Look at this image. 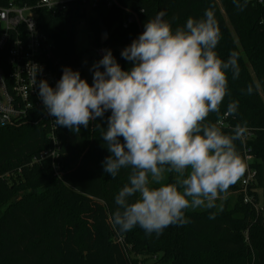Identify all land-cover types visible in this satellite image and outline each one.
<instances>
[{
  "label": "trees",
  "instance_id": "16d2710c",
  "mask_svg": "<svg viewBox=\"0 0 264 264\" xmlns=\"http://www.w3.org/2000/svg\"><path fill=\"white\" fill-rule=\"evenodd\" d=\"M36 2L0 0V6ZM220 3L222 8L217 0H100L88 16L86 3L73 0L66 13L37 9L36 19L54 44L61 78L65 67L81 66L76 38L82 20L88 23L91 44L110 49L128 70L132 65L119 48L129 46L148 19L163 11L175 29L212 8L221 32L215 51L224 60L237 52L240 74L234 80L228 72L229 95L220 106V117L212 113L208 119L225 133L246 123L245 142L236 141V147L246 169V152L253 156L249 165L257 178L250 193L257 204L264 174V2L247 0L243 11L233 0ZM101 22L109 31L104 45ZM249 84L259 87L248 94ZM230 101L238 102L235 115L226 114ZM110 114L88 128L81 126L79 133L58 126L60 177L50 159L31 164L53 148L44 122L0 128V264H264V210L257 212L244 203L239 192L246 171L226 193H236L233 205L227 198L220 208L188 210L190 223L170 225L160 235H148L138 226L126 233L114 228V197L127 182L128 170L122 169L116 178L103 171L102 161L110 153L95 126L106 128Z\"/></svg>",
  "mask_w": 264,
  "mask_h": 264
},
{
  "label": "clouds",
  "instance_id": "9594fccd",
  "mask_svg": "<svg viewBox=\"0 0 264 264\" xmlns=\"http://www.w3.org/2000/svg\"><path fill=\"white\" fill-rule=\"evenodd\" d=\"M233 4L243 11L247 0ZM164 17L161 11L148 19L144 31L122 50L132 65L128 70L104 50L90 69L91 84L68 67L55 87L43 79L37 84L42 69L32 66L33 86L56 126L79 133L110 111L107 127L95 128L110 153L103 171L116 178L128 170L114 197L112 226L121 233L138 226L160 235L170 225L188 224V210L215 208L246 171L236 147L247 133L246 123L225 133L208 119L212 113L220 117L229 95L228 72L234 80L239 77L238 53L230 52L227 60L218 57L221 32L212 8L175 29ZM254 87L259 84H249L247 93ZM238 107L230 101L226 114L235 115Z\"/></svg>",
  "mask_w": 264,
  "mask_h": 264
},
{
  "label": "built area",
  "instance_id": "2783aa9c",
  "mask_svg": "<svg viewBox=\"0 0 264 264\" xmlns=\"http://www.w3.org/2000/svg\"><path fill=\"white\" fill-rule=\"evenodd\" d=\"M82 1L86 3L88 9L90 5L92 8L96 7L100 0ZM72 2L73 0H37L31 5L9 3L0 6V128L25 122H44L49 129L53 148L43 151L31 164L50 159L58 177L61 175L57 162L61 147L55 133L58 126L55 125V118L46 112L38 96V87L33 86L32 66H39L42 69L37 74V84L43 79L55 87L60 80V75L56 71L59 62L54 60L53 42L38 27L36 10L45 9L53 14L66 13ZM104 50L97 48L100 56L104 55ZM72 70L79 71L81 78L87 80L81 66H76ZM219 124L224 125L222 121ZM252 160L253 156L246 152L247 169L241 179L239 192L243 195L244 203L252 204L259 212L264 208L260 207V203H254L250 193L251 185L257 178V172L249 165ZM2 177L0 174V178Z\"/></svg>",
  "mask_w": 264,
  "mask_h": 264
},
{
  "label": "rangeland",
  "instance_id": "374dc122",
  "mask_svg": "<svg viewBox=\"0 0 264 264\" xmlns=\"http://www.w3.org/2000/svg\"><path fill=\"white\" fill-rule=\"evenodd\" d=\"M219 3V6L222 8L220 0H217ZM88 16L91 15L92 12V6L90 5L88 10ZM76 44H77V50L80 54V61H81V67L83 69V72L87 78V81L89 84L92 83V77L93 73L90 71L92 68V65L102 59L103 56H100L97 52V48L91 44V34L88 29V23L86 20H82L81 23L78 26V32H77V38H76ZM125 48V46H122L119 48V50L122 52V50ZM256 182V181H255ZM261 187L258 188L259 198H260V207L264 208V174L261 178ZM227 198H230V203L233 205L236 200V193L231 194H222L220 198L216 201L217 208H220L223 201ZM197 210H205V209H197Z\"/></svg>",
  "mask_w": 264,
  "mask_h": 264
},
{
  "label": "water",
  "instance_id": "95a60500",
  "mask_svg": "<svg viewBox=\"0 0 264 264\" xmlns=\"http://www.w3.org/2000/svg\"><path fill=\"white\" fill-rule=\"evenodd\" d=\"M131 21L135 20L134 15L131 16L130 18ZM101 26V43L104 45L109 37V31L108 29L104 26V24L101 22L100 23Z\"/></svg>",
  "mask_w": 264,
  "mask_h": 264
}]
</instances>
